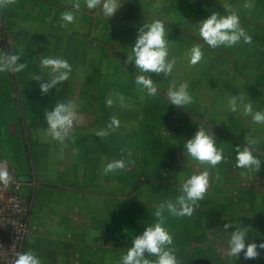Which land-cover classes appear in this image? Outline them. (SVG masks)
I'll return each mask as SVG.
<instances>
[{"label": "crops", "instance_id": "obj_1", "mask_svg": "<svg viewBox=\"0 0 264 264\" xmlns=\"http://www.w3.org/2000/svg\"><path fill=\"white\" fill-rule=\"evenodd\" d=\"M198 1L190 0L194 4ZM201 1L207 8L208 0ZM80 2L81 8L76 10L72 8L73 0H16L1 11L7 39L4 51L15 53L23 48L24 54L18 62H26L27 68L19 73H0V159L8 161L10 174L23 182V192L31 201L30 230L22 251H34L42 264H122L121 258L132 246L134 236L156 222L155 206L166 200L175 201L180 195L181 179L204 170V166L184 154L183 145L204 126L203 118L193 109L163 108L164 113L161 110L153 115L149 131L152 139L140 143L143 149L140 154L136 156L135 152L133 156L126 145L121 146L111 161L123 159L130 163L125 170L104 175L107 154L100 149L105 144L99 142L98 155H86L81 162L77 155L61 151L64 147H75L77 139H65L61 144L45 135L44 111L51 110L57 102L72 100L81 117L92 113L90 106L105 114V108L101 109L95 101L79 108L84 80L76 77V70L95 67L96 60L102 61L103 52H107L106 48L97 46L99 40L95 37L106 34L110 26L120 30L123 37L137 36L143 22L155 19L162 20L171 32L188 24L192 14H188V0H126L109 19L99 8L89 10L83 0ZM65 11H73L76 18L67 27H61V15ZM197 12L195 6V19ZM206 13L210 15V11ZM41 55L62 57L72 66L69 78L46 95H41L39 83L32 80L34 74L47 78L40 69ZM91 91L95 92L93 88L88 90ZM159 94L151 98L152 105ZM258 95L264 97V92ZM123 112L115 103L113 114L122 118ZM80 124L75 125L74 133L83 125ZM102 124L99 118V126ZM207 127L209 131L212 128ZM89 130L87 122L83 132ZM223 130L227 134L233 132L226 127ZM209 171V189L191 217H174L165 212L164 227L170 233L173 224L183 223L194 237L193 230L200 223H243L233 217L237 205L233 201L232 185L228 186L229 177L235 179L233 167L229 170L223 161ZM261 176L264 170L258 172V179ZM259 198H246V206L258 202L256 207L260 210ZM263 250L258 258L251 260L252 264H264ZM176 256L180 264H187L186 261L193 264L198 257L209 258L215 264L214 257L206 254Z\"/></svg>", "mask_w": 264, "mask_h": 264}, {"label": "rangeland", "instance_id": "obj_2", "mask_svg": "<svg viewBox=\"0 0 264 264\" xmlns=\"http://www.w3.org/2000/svg\"><path fill=\"white\" fill-rule=\"evenodd\" d=\"M245 2L246 0H208L207 8H205L204 1L199 0L194 4L188 0V14H192L187 22L188 24L183 25L180 29L168 31L170 56L176 58L173 74L167 79L162 74L159 76L150 75L158 83V94H163L166 98L170 88L178 87L184 82L188 84V91L193 96V103L184 109L187 111L193 109L199 117H202L204 120L203 127L208 131L207 126H212L211 130L215 133L217 147L224 150L223 161L229 170L233 167L235 179L233 177L228 179V186L232 185L231 191L234 192L233 201L237 205V210L234 211L233 209V217L236 221L243 222L240 224L251 227L252 231L249 233L247 242L259 244L264 242V176L258 179V172L237 168L235 149L237 146L243 147L249 137L258 139L259 143L253 147L256 149L254 154H259V158L262 160L260 170L262 172L264 170V136L260 137V134L264 133V125L253 123L251 116H245L242 105L237 112H231L228 107L230 96H238L242 91L246 93L242 104L250 102L253 104L254 110L264 112V97L258 95L259 92H264V0H252L254 7L250 9L244 8ZM195 6L196 9L198 8L196 19L194 17ZM199 8L204 9L200 10ZM225 8L238 13L241 26L252 36L253 44L249 45L241 41L233 47L221 46L212 49L200 38L196 23L210 16L211 11L226 15ZM208 11H210V15H207L206 12ZM199 13L202 14L200 17ZM136 37L135 35L123 37L120 30L116 31L115 28L110 26V30L106 34L95 37V40L98 39L100 44H97V46L107 49V52H103L102 61H100L102 63L100 64L97 59L95 67H80L76 70V77L84 80L82 84L83 99L80 101L79 108H84L88 102L95 101L99 103L101 109L105 108L106 114L90 106L92 113L87 117L82 115L83 125L77 128L78 132L74 133L76 130H74V125L71 136L66 138V140L77 139V145L75 144V147L71 146L72 148H61V151L77 155L81 162H84L83 159L86 155H98L96 153L99 150V142L105 144V148L101 147L100 150L106 151L107 163L111 162V156L114 159L115 152L123 145L124 147L126 145V148L128 147L132 151L133 156L135 152L138 156L139 152L143 150L140 143L152 139L149 131L153 115L156 116V113L160 114L162 111L164 113L163 108L165 107H178L168 104L169 100L163 98L160 94L154 99V105H152V100L146 93L143 94L142 98V94L135 84V76L139 73H136L133 64H124L127 54L131 51L130 48L134 46L130 43H135ZM120 38L130 40L121 41ZM91 39L94 38L91 37ZM195 44L202 46L204 58L199 64L191 66L186 54ZM111 45L113 48H111ZM92 54L93 52L90 53V55ZM85 83H87V86H85ZM91 88L95 92L91 91L92 93H89L88 90ZM104 92L108 97L112 92L121 93L125 97V106L122 107L124 111L122 118L117 116L121 121V127L118 131L106 139H100L95 135V132L99 130L98 127L102 129L107 126L110 118L114 115L115 103L119 104L116 101L112 107H108L105 103L107 99L103 98L105 96ZM85 96L89 99H84ZM127 96L133 98H126ZM153 109L154 111H152ZM99 118L103 121L100 126ZM87 122L90 125V130L83 132ZM222 126L228 128V130H233V132L227 134ZM74 149L78 150L75 154ZM125 150L123 148V152ZM49 151L50 148H47L48 153ZM230 179H233V182L229 181ZM110 180L113 183L114 177ZM254 196L261 199L260 210L256 207L258 202H254V205L250 207L246 206L245 199L248 197L252 199ZM241 216L243 217L241 218ZM200 224L201 226L193 230L194 237L189 235L191 229L185 227L183 223H181V226H174L173 224L170 231L173 235L176 255L195 257L206 254L214 257L215 264H252L254 262L251 261L253 259L245 260L243 253L236 260L234 257L227 256L226 249L229 236L225 233L223 227L226 223ZM141 230L144 231L143 228ZM234 230L233 227L227 231ZM258 251L261 252V249H258ZM186 263L189 264V261H186Z\"/></svg>", "mask_w": 264, "mask_h": 264}, {"label": "clouds", "instance_id": "obj_3", "mask_svg": "<svg viewBox=\"0 0 264 264\" xmlns=\"http://www.w3.org/2000/svg\"><path fill=\"white\" fill-rule=\"evenodd\" d=\"M83 2L87 9L99 8L103 16L110 19L126 0H83ZM15 3L16 0H0V11ZM243 6L250 9L254 7V4L252 0H246ZM72 8L79 10L81 8L80 0H73ZM225 10L226 15L213 11L206 19L196 23L199 36L204 43L212 49L221 46L233 47L241 41L245 44H253L252 36L241 26L238 13L227 8ZM75 18L73 11L63 12L61 15L63 23L60 26L67 27L68 24L75 21ZM168 31L165 23L160 19L143 22L138 29L134 46L130 48L131 51L124 61L125 65L133 64L136 73H139L135 76V84L138 86L142 98L145 93L149 98L158 94V83L152 79L150 74L157 76L162 74L165 79L173 74L176 58L170 56ZM23 54V48L18 49L15 53L0 51V73H19L27 68L26 62H18ZM186 55L191 66L199 64L204 58L202 46L193 45ZM40 69L42 73L47 74V78L42 74H34L32 80L39 83L41 95L48 94L51 89L66 81L72 72L71 64L66 59L57 56L41 55ZM188 87V84L184 82L178 87L170 88L167 92L170 104L181 108L192 104L193 96L188 91ZM245 94L241 91L238 96H230L228 99L230 111L237 112L242 105L245 116H251L253 123L264 125V112L254 110L253 104L250 102L242 104ZM116 101L121 107L125 106V97L119 92L111 94L105 103L108 107H112ZM44 119L47 124V128L44 130L45 135L61 144L71 136L74 125L82 122L78 107L72 100L57 102L51 110L46 109ZM120 127L121 121L116 115H113L107 126L96 131L95 135L100 139H106L117 132ZM258 143V139L249 137L243 147L237 146L235 149L237 168L256 173L261 170L262 160L259 158V154H254L256 149L253 147ZM183 145L184 154L204 166V170L181 179L180 195L176 197L175 201L166 200L155 206L156 222L146 226L142 234L134 236L132 246L121 258L122 264H180L176 256L173 235L164 227L165 212L174 217H191L196 207L199 206V202L204 200L209 189V169H215L224 160V150L217 147L215 133L212 130L208 131L205 127H199L195 135L185 140ZM73 151L74 154L78 152L76 149ZM128 163L130 162L123 159L112 160L106 163L103 173L108 175L118 170H125ZM12 179L7 168L0 166V183L8 185ZM223 227L229 236L227 256L234 257L235 260L240 257L241 253L245 260L259 257L258 249H264V242L259 244L247 242L249 233L252 231L250 226L226 223ZM233 227L234 231H227ZM149 257H155V259ZM13 264H42V261L34 251H19L15 254Z\"/></svg>", "mask_w": 264, "mask_h": 264}, {"label": "built area", "instance_id": "obj_4", "mask_svg": "<svg viewBox=\"0 0 264 264\" xmlns=\"http://www.w3.org/2000/svg\"><path fill=\"white\" fill-rule=\"evenodd\" d=\"M6 40L0 11V51L6 49ZM0 166L9 171L6 159H0ZM12 178L8 185L0 183V264H13L15 254L23 250L30 230L31 201L23 192V182L14 176Z\"/></svg>", "mask_w": 264, "mask_h": 264}, {"label": "water", "instance_id": "obj_5", "mask_svg": "<svg viewBox=\"0 0 264 264\" xmlns=\"http://www.w3.org/2000/svg\"><path fill=\"white\" fill-rule=\"evenodd\" d=\"M193 264H212L209 258L198 257L193 260Z\"/></svg>", "mask_w": 264, "mask_h": 264}]
</instances>
